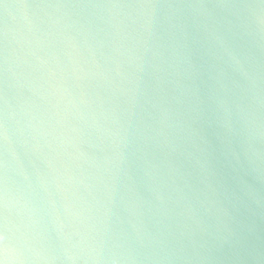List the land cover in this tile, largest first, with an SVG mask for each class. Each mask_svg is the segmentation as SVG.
<instances>
[{"label":"clouds","instance_id":"obj_1","mask_svg":"<svg viewBox=\"0 0 264 264\" xmlns=\"http://www.w3.org/2000/svg\"><path fill=\"white\" fill-rule=\"evenodd\" d=\"M129 7L134 11L123 14L120 23L144 39L143 50L130 65L129 99L139 96L150 68L164 73L170 100L156 132L162 139L152 138L166 160L150 158L148 138L129 119L114 151V194L130 171L146 184L166 183L165 177L176 184L171 174L187 172L199 185L196 199L179 185L175 190L192 212L188 243L161 242L152 247V258L184 264H264V227L257 234L241 211L255 203L249 189L238 183L230 193L218 191L211 158L200 147V122L210 117L228 141L237 168L254 163V134L264 137V0H147ZM161 35L168 38L166 44L155 43L153 38ZM11 45L6 30L0 61V264H125L137 249L113 239L108 202L98 209L94 231L74 241L63 232L72 227V219L61 218L54 204H37L17 179L26 176L19 171L17 145L36 147L41 133L26 102L15 95L22 69ZM157 56L160 62L153 63ZM259 208L264 214V198ZM53 232L60 240L57 245L49 242Z\"/></svg>","mask_w":264,"mask_h":264},{"label":"water","instance_id":"obj_2","mask_svg":"<svg viewBox=\"0 0 264 264\" xmlns=\"http://www.w3.org/2000/svg\"><path fill=\"white\" fill-rule=\"evenodd\" d=\"M145 2L0 0V61L7 30L11 50L22 69L15 95L18 101L26 102L41 133L36 147L17 145L22 164L19 171L26 173L17 179L37 204L48 208L54 204L61 218L72 219V227L63 232L74 241L94 231L98 209L108 202L113 239L128 241L137 249L135 258L125 264H184L154 259L151 249L161 242L170 246L188 243L192 212L183 206L175 189L179 185L190 191L195 200L199 188L196 181L185 172L171 174L176 184L168 177L164 178L166 183L146 184L130 171L122 178L119 193L113 192L114 151L118 133L129 119L148 138L150 158L166 160V153L152 138L162 139L156 132L161 127L162 109L170 100L164 73L150 68L144 74L139 96L134 101L129 99L130 65L143 50L144 39L120 21L123 14L134 11L129 6ZM39 5L51 7L40 9ZM153 39L158 44L168 41L162 35ZM152 52L157 49L153 47ZM159 62L158 56L153 59V63ZM200 136V147L211 158L214 187L230 193L243 183L249 189L255 203L241 211L259 234L264 227L259 208L264 198V137L259 132L254 134V163L238 169L228 141L210 117L200 122ZM49 242H60L56 232L51 233Z\"/></svg>","mask_w":264,"mask_h":264}]
</instances>
